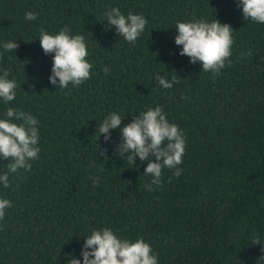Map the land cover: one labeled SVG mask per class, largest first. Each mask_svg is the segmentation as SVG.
I'll return each instance as SVG.
<instances>
[{"label":"trees","instance_id":"obj_1","mask_svg":"<svg viewBox=\"0 0 264 264\" xmlns=\"http://www.w3.org/2000/svg\"><path fill=\"white\" fill-rule=\"evenodd\" d=\"M113 7L147 19L134 44L105 21ZM193 18L235 30L222 75L180 55L176 24ZM65 26L85 36L93 65L90 79L67 89L50 83L54 53L39 38ZM5 41L19 47L5 51ZM4 69L17 88L14 101L0 99V119L9 107L35 116L40 153L31 171L0 184L12 203L0 221V264H68L69 254L83 264L87 235L101 228L143 237L158 264H264V24L245 19L238 0H0ZM157 74L179 82L164 89ZM156 106L185 134L186 152L183 174L165 168L149 191L148 161L132 167L117 146L121 128ZM113 112L122 125L105 141L97 131ZM10 162L0 157V174Z\"/></svg>","mask_w":264,"mask_h":264},{"label":"clouds","instance_id":"obj_2","mask_svg":"<svg viewBox=\"0 0 264 264\" xmlns=\"http://www.w3.org/2000/svg\"><path fill=\"white\" fill-rule=\"evenodd\" d=\"M243 7L245 19L264 24V0H238ZM108 24L115 26L118 34L127 42L135 43L144 32L148 23L141 14L121 13L118 7H113L105 13ZM25 19H38L35 12H27ZM175 37L177 46H182L180 55L188 56L191 63L200 62L203 72L212 73L213 78L222 75L221 69L231 65L232 47L234 44L233 32L228 23H221L219 19L211 22L193 18L188 22H177ZM40 44L45 54H53L52 74L50 83L58 88L67 89L69 85L79 86L91 78L90 70L93 67L86 59L88 56L87 44L84 35H72L65 26L57 34H50L41 29ZM5 51H16L17 41H5L2 44ZM253 53L248 50L245 55ZM106 74L110 69H102ZM8 70L0 74V99L5 104L16 98L17 83L9 79ZM156 80L164 89H170L179 81L172 78L169 81L159 74ZM6 118L0 119V157L11 162L5 165L7 171L0 174V184L4 188L10 187L9 174L19 170L31 171L30 161L38 159L39 148V121L35 116L23 110L9 107ZM123 119L116 112L111 113L100 123L97 134L104 135L105 141L110 140L111 130L121 128ZM96 134V135H97ZM122 142L117 146L120 158L132 167L136 166V159L148 161L144 175L150 176L151 182L146 184L149 191H153L162 184V173L165 168L174 169L173 175L179 178L183 169L182 157L186 152V136L178 125L170 123L161 106L148 108L134 116L131 123L121 128ZM101 155L105 153L101 152ZM152 157H155L153 160ZM98 184V178L94 180ZM12 207L9 199L0 198V221L5 218L6 210ZM81 255L83 264H158V254L143 237L131 241L119 238L110 228L93 230L84 243ZM68 264H81V260L69 254Z\"/></svg>","mask_w":264,"mask_h":264}]
</instances>
